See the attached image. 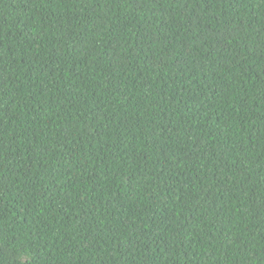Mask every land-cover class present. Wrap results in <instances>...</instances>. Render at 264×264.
<instances>
[{"label": "trees", "instance_id": "trees-1", "mask_svg": "<svg viewBox=\"0 0 264 264\" xmlns=\"http://www.w3.org/2000/svg\"><path fill=\"white\" fill-rule=\"evenodd\" d=\"M0 264H264V0H0Z\"/></svg>", "mask_w": 264, "mask_h": 264}]
</instances>
